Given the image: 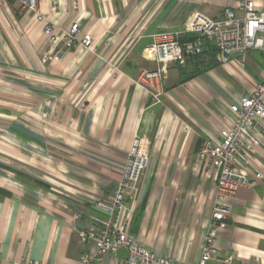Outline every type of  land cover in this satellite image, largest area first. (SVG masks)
Masks as SVG:
<instances>
[{"label":"crops","instance_id":"obj_1","mask_svg":"<svg viewBox=\"0 0 264 264\" xmlns=\"http://www.w3.org/2000/svg\"><path fill=\"white\" fill-rule=\"evenodd\" d=\"M236 1L38 0L55 33L77 22L91 35L88 48L45 60L43 24L15 3L0 7V264H83L89 247L77 231L103 217L93 201L111 194L136 134L149 163L136 195L126 193L127 231L158 255L196 264L215 190L196 152L231 125L234 99L264 82V52L220 63L201 39L200 55L168 68L159 100L134 79L155 66L142 53L155 38L194 39L188 16L220 18ZM253 1L264 11V0ZM251 162L263 177L231 199L218 256L206 264H263L264 142ZM120 259L111 253L97 264Z\"/></svg>","mask_w":264,"mask_h":264},{"label":"built area","instance_id":"obj_2","mask_svg":"<svg viewBox=\"0 0 264 264\" xmlns=\"http://www.w3.org/2000/svg\"><path fill=\"white\" fill-rule=\"evenodd\" d=\"M10 2L31 12L34 20L43 24L42 32L49 38L43 60L49 53L58 55L76 45L84 48L91 45V35L81 34L77 22L60 34L55 33L54 26L39 11L38 0H0V7ZM184 27L196 38L182 42L159 37L143 48V56L155 66L141 69L134 82L154 100L164 94L163 76L171 65L183 67L190 58L202 53L201 39L214 45L220 63H227L233 55H243L250 49L264 52V11H257L253 0H237L235 7L225 9L220 18L194 13L186 18ZM229 109L233 114L231 125L222 127L217 138L204 139L196 152L203 170L215 177L209 220L196 264H206L218 256L217 235L231 213V199L239 189L252 186L263 177L260 170H251V159L256 147L264 142V82H257L251 91L234 99ZM146 146L144 137L134 135L111 194L93 201L94 208L103 217L92 216L91 223L77 231L78 241L89 247L80 257L83 264H97L105 255L114 254L120 248L128 252V257L120 259L119 264H183L154 253L127 231L131 207L126 204V193L128 190L134 195L137 193L138 182L149 163ZM223 260L229 262L231 256ZM261 260L264 264V254Z\"/></svg>","mask_w":264,"mask_h":264},{"label":"water","instance_id":"obj_3","mask_svg":"<svg viewBox=\"0 0 264 264\" xmlns=\"http://www.w3.org/2000/svg\"><path fill=\"white\" fill-rule=\"evenodd\" d=\"M116 254H117L119 257L124 258V259L128 257V252H127L125 249H122V248L118 249V250L116 251Z\"/></svg>","mask_w":264,"mask_h":264},{"label":"trees","instance_id":"obj_4","mask_svg":"<svg viewBox=\"0 0 264 264\" xmlns=\"http://www.w3.org/2000/svg\"><path fill=\"white\" fill-rule=\"evenodd\" d=\"M195 38H196V37H195ZM195 38H194V39H195ZM189 40H191V39H189Z\"/></svg>","mask_w":264,"mask_h":264},{"label":"rangeland","instance_id":"obj_5","mask_svg":"<svg viewBox=\"0 0 264 264\" xmlns=\"http://www.w3.org/2000/svg\"><path fill=\"white\" fill-rule=\"evenodd\" d=\"M162 97V96H161Z\"/></svg>","mask_w":264,"mask_h":264}]
</instances>
